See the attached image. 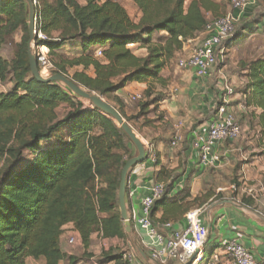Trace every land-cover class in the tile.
Instances as JSON below:
<instances>
[{"label":"trees","instance_id":"obj_1","mask_svg":"<svg viewBox=\"0 0 264 264\" xmlns=\"http://www.w3.org/2000/svg\"><path fill=\"white\" fill-rule=\"evenodd\" d=\"M32 1L36 29L48 38L52 73L110 102L127 123L136 116H125L118 92L132 83L161 82V71L204 31L205 14L215 19L219 9L211 0H130L140 13L133 22L114 0ZM19 32L13 58L3 59V47ZM28 42L25 4L0 0V84H12L9 91L0 93V264H25L29 258L60 264L72 261L59 246L66 226L77 232L89 257L95 233L103 240H127L118 188L121 170L131 157L130 142L109 117L84 108L65 87L37 82L29 70ZM68 44H77L75 58L62 53ZM97 48H101L100 57ZM75 68L80 70L68 76V69ZM243 70L242 99L233 107L244 101L245 114L249 108L259 109L258 126L264 137V55ZM151 93L148 87L141 94V114L158 106V99L148 101ZM62 106L67 110L59 116ZM167 180L165 175L164 184ZM169 187L153 206L150 217L155 224L166 222L154 220V215L168 201ZM213 195L209 191L190 202L181 200L173 211L185 217ZM241 203L254 205L245 198ZM213 249L205 250L200 264H207ZM103 263L127 264L123 253L112 250L103 254Z\"/></svg>","mask_w":264,"mask_h":264},{"label":"crops","instance_id":"obj_2","mask_svg":"<svg viewBox=\"0 0 264 264\" xmlns=\"http://www.w3.org/2000/svg\"><path fill=\"white\" fill-rule=\"evenodd\" d=\"M245 14L243 19L251 13ZM205 16L207 20L212 15L206 13ZM204 37L202 32L187 42L181 56L187 53L188 56ZM235 70L230 65L215 66L207 78L200 79L192 69L168 70L166 67L161 71L159 77L162 81L157 85V91L164 93V96H159L155 110L151 108L144 114L140 113L139 104L136 105L131 97L142 94L146 81L132 83L118 92L124 103L125 116H136L129 124L136 130L147 156L129 173L126 190V207L132 228V234L127 235V239L135 243L136 252L145 262L150 255L146 246L148 239L139 230L136 220L141 216V200L148 196V189L156 182L164 183L165 175L168 177L165 185L170 186L167 190L168 201L155 213L154 220L163 218L172 224L173 230H180L186 225L185 217L179 218L178 213L173 211V205L181 200L190 202L212 191L213 197L197 208L201 210L202 223L208 232L206 246L213 249L221 239H236L254 258L264 256V137L258 126L260 110L253 108L248 114H241L235 109L242 129L241 137L233 142L215 144L212 149L215 159L213 167L201 164L202 142H199L201 137L197 129L212 121L223 96L221 86L224 80H228L237 93L230 99L232 105L235 106L236 101L242 99L246 71L242 70L240 77ZM178 122H183L179 131L175 129ZM177 133L181 139L172 146ZM160 171L162 176L159 175ZM245 189L253 191V198L244 194ZM231 190L239 194L234 195ZM242 198L252 200L254 205L245 206L241 203ZM66 238L64 234L59 241L63 253L73 248L67 245ZM26 264L45 262L42 258L37 261L29 258Z\"/></svg>","mask_w":264,"mask_h":264},{"label":"built area","instance_id":"obj_3","mask_svg":"<svg viewBox=\"0 0 264 264\" xmlns=\"http://www.w3.org/2000/svg\"><path fill=\"white\" fill-rule=\"evenodd\" d=\"M258 2L259 0H231L232 13L207 21L203 31L205 34L204 39L187 57L178 61V69H192L197 78H207L211 70L218 64H222L226 59L227 52L223 46L232 38L236 23L243 19V15L247 11L255 9ZM46 41H48L46 35L34 26L33 55L41 75L42 73L51 75L53 71L50 51L45 44ZM96 56H101V49L96 50ZM222 92L223 96L220 99V104L216 106L212 121L199 126L197 129V133L201 137L199 142H202L200 146L201 164L205 167L215 165L212 149L216 143L233 142L241 137L242 130L235 116V109L242 114H245L248 110L244 101L233 107L230 99L235 96V92L226 80L223 82ZM131 100L139 101L141 95L133 96ZM251 109L253 108H249V110ZM182 126L183 122H178L175 129L179 131ZM180 139L181 137L177 133L171 145L175 146ZM148 191V196L141 200V216L136 220V225L148 239L146 246L150 252L149 260L145 262L137 252L135 254L124 252V262L127 264H168L169 262L200 264L205 260L204 248L208 237L207 229L202 223L201 210L189 211L185 215L186 225L180 230H173L172 224L169 222L155 224L151 220V212L155 202L163 197L166 185L163 182H156ZM244 192V194L253 198L252 190L245 189ZM64 234L67 236L66 242L69 247H74L79 243V236L72 227L67 229L66 226ZM206 263L264 264V256L256 259L238 240L221 239L214 247Z\"/></svg>","mask_w":264,"mask_h":264},{"label":"rangeland","instance_id":"obj_4","mask_svg":"<svg viewBox=\"0 0 264 264\" xmlns=\"http://www.w3.org/2000/svg\"><path fill=\"white\" fill-rule=\"evenodd\" d=\"M100 1L103 2L105 0H100ZM114 1L118 2L123 7V9L128 14L129 18L133 22L138 21L140 17V13L135 7V5L130 0H114ZM187 1H190V0H187ZM212 1L217 2V5L219 7L218 12H217V18L224 17L231 12V9H232L231 0H212ZM263 15H264V0H259L258 6L251 12L249 16L242 19L240 22L236 23L232 38L227 43H225L223 46V48L227 52L226 59L224 60L223 64L221 65L218 64V66L230 65L236 69L235 71H237V73H239V76L241 77L240 73L242 72L245 64H248L249 62L255 60L261 55H264V21H262ZM212 19L213 17L209 16L207 20L210 21ZM258 23H261V26L257 27ZM20 37H21V33L19 32L3 47L1 51V57L3 59L9 61L13 58V54L15 51V45L16 43L19 42ZM61 51L63 54L68 55L69 59L75 58L79 54V49H78L77 44H74V45L68 44L65 47H63ZM186 55L181 56L179 58L177 57V59L173 60L169 66H166L167 69L168 70L178 69L177 67L178 61L182 58L187 57ZM50 59H51V56H50ZM76 70H80V69H77V68L68 69L67 71L68 76H71ZM43 76L46 78V77H49L50 75H45L44 73ZM146 82H147L146 88L150 87L152 91L151 98L148 99V101H151L152 99H159V96H164L163 95L164 93H161V92L159 93V91H157L158 89L157 85L160 83L159 81L147 80ZM60 85L63 86L62 84ZM11 88H12L11 83L9 82L2 83L0 84V93L7 92ZM70 94L74 96L79 102H81L84 108L94 109V107L88 102L75 96L71 92ZM104 101L107 102L106 100ZM133 102L136 105H138L141 102V100L133 101ZM107 103L111 105L110 102H107ZM66 110L67 108L62 106L58 109L57 113L59 116H62L66 112ZM127 124L130 126L129 123ZM131 129L134 131V133L137 135L138 139L140 140L136 130H134L132 127ZM96 132H98V130ZM129 146H130V151H131V153L129 154L131 157H134L136 155V151L131 143ZM222 185L223 184H220V186ZM231 191L234 192V190H231ZM233 194L236 195V194H239V192L236 191ZM204 249L208 251L209 247L205 246ZM110 250H112L114 254H121L124 252L131 253V254L136 253V250L129 239L125 240L124 242L118 241V240L104 241L103 239L100 238L99 235L95 233L92 236L91 246L88 252L91 255L90 257L87 255H84L82 245L80 243H77L73 248H70L64 251V254L67 257L72 258V261L69 262L67 259H65L60 264H104L103 254ZM206 256L208 257L209 253L206 254Z\"/></svg>","mask_w":264,"mask_h":264},{"label":"water","instance_id":"obj_5","mask_svg":"<svg viewBox=\"0 0 264 264\" xmlns=\"http://www.w3.org/2000/svg\"><path fill=\"white\" fill-rule=\"evenodd\" d=\"M27 9V30H28V64L29 70L32 77L39 83H58L62 84L67 90L73 93L75 96L83 99L84 101L91 104L97 112L104 114L109 117L118 128L121 129L124 136L130 141L133 145L136 155L128 159L120 174V182L118 188V204H119V212L120 218L124 225V231L127 235L132 234L131 223L128 218L127 207H126V190H127V181L129 173L139 164L143 163L147 156L145 153V147L138 139L137 135L131 129V127L126 123V121L118 114V112L110 106L107 102L101 99L95 93H91L81 88L74 82H72L69 78L60 75V74H51L49 77H43L38 70V66L33 55V41H34V26H35V11H34V3L32 0H21ZM135 244V243H134ZM133 244V246H134ZM136 246V245H135ZM191 264V262L187 263Z\"/></svg>","mask_w":264,"mask_h":264}]
</instances>
